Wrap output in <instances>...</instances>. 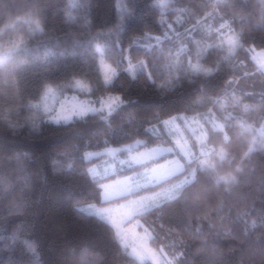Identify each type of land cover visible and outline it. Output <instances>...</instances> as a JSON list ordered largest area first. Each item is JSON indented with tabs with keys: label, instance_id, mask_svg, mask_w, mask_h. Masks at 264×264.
<instances>
[{
	"label": "snow or ice",
	"instance_id": "snow-or-ice-1",
	"mask_svg": "<svg viewBox=\"0 0 264 264\" xmlns=\"http://www.w3.org/2000/svg\"><path fill=\"white\" fill-rule=\"evenodd\" d=\"M98 5L33 0L0 26V195L20 185L6 211L29 217L0 237V264H105L94 247L57 250L36 234L54 183L124 264H264V0H113L110 20ZM28 71L38 79L25 87ZM137 87L174 103L114 124ZM89 121L95 142L61 153L67 164L40 168L16 147Z\"/></svg>",
	"mask_w": 264,
	"mask_h": 264
},
{
	"label": "trees",
	"instance_id": "trees-1",
	"mask_svg": "<svg viewBox=\"0 0 264 264\" xmlns=\"http://www.w3.org/2000/svg\"><path fill=\"white\" fill-rule=\"evenodd\" d=\"M113 0H99L97 14L104 19H111ZM254 2V0H249ZM33 0H0V26L6 24L9 20H14L18 16H24L32 9ZM19 26V25H18ZM33 51L39 55H43V46L34 47ZM89 75L95 82L97 72H90ZM38 79L31 71L25 73L24 85L30 86ZM128 81L122 78L117 81V89L121 85H127ZM3 88L0 84V104H3ZM113 89V91L117 90ZM103 87H95L91 99L96 100L99 96L104 95ZM140 97L139 103L125 109L113 120L114 124H119L122 119L126 118L128 112L135 109V114L143 116L147 109L157 104H173L172 100H164L158 98L152 93L137 87L133 93ZM97 124L89 121L88 123H80L74 127L64 129H49L45 133V138L36 142H20L17 141L16 147H29L34 151V163L40 168H47L50 160L54 157L61 164L68 163V156H74L78 153L84 144L85 140L95 142L94 133ZM68 152V156L61 153ZM4 163L0 160V171H3ZM59 183H54L50 186L44 195L41 197L43 204L41 206V215L38 217L36 234L39 235L45 246H51L57 250L65 246L82 247L91 246L103 257L105 264H124L125 258L118 254L115 247L112 246L105 234L104 228L96 222V220L87 215H77L71 209L70 202L63 196L59 195ZM79 190V186L77 189ZM21 186L16 185L15 190L10 192L7 197L0 195V237L7 235L21 221L29 219L27 213L9 215L6 211V205L15 195H19ZM85 202L90 201L85 197ZM132 221L125 226L130 225ZM55 226H59L61 231H57ZM229 241H222V246L227 247ZM5 241L0 239V261L8 258L9 253L4 249Z\"/></svg>",
	"mask_w": 264,
	"mask_h": 264
},
{
	"label": "rangeland",
	"instance_id": "rangeland-1",
	"mask_svg": "<svg viewBox=\"0 0 264 264\" xmlns=\"http://www.w3.org/2000/svg\"><path fill=\"white\" fill-rule=\"evenodd\" d=\"M84 96H81V99H84ZM98 106V104H97ZM125 229L127 230V234H128V242L129 244H135L138 242V233L141 231V229L136 227L135 222L131 223L128 226H125Z\"/></svg>",
	"mask_w": 264,
	"mask_h": 264
}]
</instances>
